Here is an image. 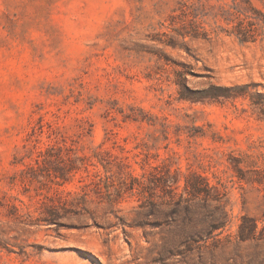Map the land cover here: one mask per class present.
I'll list each match as a JSON object with an SVG mask.
<instances>
[{
	"label": "rangeland",
	"instance_id": "1",
	"mask_svg": "<svg viewBox=\"0 0 264 264\" xmlns=\"http://www.w3.org/2000/svg\"><path fill=\"white\" fill-rule=\"evenodd\" d=\"M233 3L0 0V264H264V39L221 31Z\"/></svg>",
	"mask_w": 264,
	"mask_h": 264
},
{
	"label": "trees",
	"instance_id": "2",
	"mask_svg": "<svg viewBox=\"0 0 264 264\" xmlns=\"http://www.w3.org/2000/svg\"><path fill=\"white\" fill-rule=\"evenodd\" d=\"M183 14L184 16H192L189 20L183 19L181 27L176 29L183 38L187 35L211 38V32L198 22L197 13H194L193 16L191 11L185 9ZM213 18L222 32L235 36L240 42H255L264 39V10L254 5L251 0H234L232 5L223 6L220 12L214 14ZM221 22L226 23L227 26L221 27ZM204 183L207 185L204 178L197 175L195 181L185 183V190L197 195L203 191L202 186ZM52 219L54 218H50V221Z\"/></svg>",
	"mask_w": 264,
	"mask_h": 264
}]
</instances>
